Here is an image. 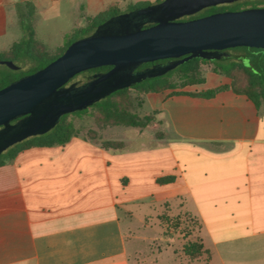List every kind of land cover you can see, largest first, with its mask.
Listing matches in <instances>:
<instances>
[{
    "label": "crops",
    "instance_id": "0c3cea01",
    "mask_svg": "<svg viewBox=\"0 0 264 264\" xmlns=\"http://www.w3.org/2000/svg\"><path fill=\"white\" fill-rule=\"evenodd\" d=\"M65 1L85 22L127 0L54 3ZM200 67L201 82L148 93L140 105L142 114L166 117L174 135L168 143L141 135L130 149L113 150L76 134L63 144L23 148L1 165L0 264H137L120 213L131 228L127 206L149 210L164 199L157 168L179 171L171 190L181 195V213L199 222L205 264H264V115L212 64ZM220 85L228 88L209 98L193 95ZM93 118L100 136L106 124ZM171 245L165 257L174 260Z\"/></svg>",
    "mask_w": 264,
    "mask_h": 264
},
{
    "label": "water",
    "instance_id": "95a60500",
    "mask_svg": "<svg viewBox=\"0 0 264 264\" xmlns=\"http://www.w3.org/2000/svg\"><path fill=\"white\" fill-rule=\"evenodd\" d=\"M236 1L240 0H161L120 13L92 34L71 42L44 67L0 88V153L45 133L63 114L141 79L163 74L190 58L214 59L225 55L221 50L237 46L264 48V7L179 20L203 8ZM165 58L175 60L133 72L141 63ZM0 64L9 61L0 59ZM102 65L111 68L83 85L63 87L75 74Z\"/></svg>",
    "mask_w": 264,
    "mask_h": 264
},
{
    "label": "rangeland",
    "instance_id": "374dc122",
    "mask_svg": "<svg viewBox=\"0 0 264 264\" xmlns=\"http://www.w3.org/2000/svg\"><path fill=\"white\" fill-rule=\"evenodd\" d=\"M138 0H127L121 2V10L127 12V4ZM160 0H144L136 3H157ZM241 1V0H240ZM256 4V7H264V0H249ZM72 3L65 1L57 7L54 0H0V59L9 61L8 65L0 64V74L6 71L24 72L31 63L28 60L15 59L14 48L22 37L20 18L28 16L32 26V54L36 57L51 58L59 55L66 47L67 39L72 37L79 29L87 25L79 19L77 13L72 10ZM246 62V60H244ZM208 65V62L206 63ZM233 74L239 81L246 82L247 76L240 70H234ZM84 75L75 76L70 83L78 84L84 81ZM169 88L179 86L180 80L177 74L166 78ZM163 91V90H162ZM138 88L128 87L124 91L113 94L110 98L114 104L111 110H104L98 106H88L80 112H71L64 117V124L69 127V135H83L94 140L104 149L124 150L130 149L138 142L141 135L154 143L157 138L172 141L174 135L168 124L166 117L157 112L147 114L150 121L145 126L130 124H110L103 125L102 133L93 130V117H104L109 113H121L119 111L134 113L139 117L142 114L140 105L148 93ZM260 112L264 115V101L260 102ZM120 115V114H119ZM108 119V118H106ZM113 119V118H112ZM264 127V123H262ZM140 131V132H138ZM147 139L142 146H147ZM155 139V140H153ZM189 145L188 143H185ZM199 149H209L212 151L225 152L231 149L230 145L206 146L198 143ZM182 162V161H181ZM158 168L152 172L157 174L155 183L157 190H162L163 200L153 204L149 210H145L140 205H129L124 210V214H129L133 226L126 225V218L120 213L124 225V232L127 239V248L130 258L137 264H205L206 256L200 248V238L198 236L199 222L194 217L186 213H181L179 209V199L181 195L174 194L171 184L180 175L175 173H158ZM144 226H153L151 230H144ZM151 237L145 239L144 237ZM165 236L167 239H162ZM193 243L191 249L188 248ZM172 244V245H171ZM171 245L174 249L172 258H166ZM202 245V244H201ZM196 255V262L191 261L190 256Z\"/></svg>",
    "mask_w": 264,
    "mask_h": 264
},
{
    "label": "trees",
    "instance_id": "16d2710c",
    "mask_svg": "<svg viewBox=\"0 0 264 264\" xmlns=\"http://www.w3.org/2000/svg\"><path fill=\"white\" fill-rule=\"evenodd\" d=\"M161 1V0H160ZM151 3H134L130 6H128V9L126 11H132L134 9L150 5ZM247 8H257L256 4L252 3V1L249 0H241L236 1L229 4H220L215 6H209L206 8L201 9L200 11L196 12L192 15H187L179 18V20H187L192 19L196 17L205 16L214 12H222L226 10H241V9H247ZM121 9L118 7H109L106 11L99 13L96 16L90 17L87 19V25L79 29L72 37L67 39L66 47L73 41L88 36L92 34L96 28L104 23L105 21L116 17L120 13H123ZM149 24H146L144 26H148ZM20 27L22 30V37L20 41L17 43V45L14 48V56L15 59L20 60H28L31 65L29 68L24 72H11L6 71L0 74V88L4 87L8 83L12 82L13 80L26 75L35 72L36 70L44 67L49 62L54 60L57 56L51 57V58H44V57H36L32 54L31 46H32V26L30 19L28 16H23L20 18ZM65 47V48H66ZM221 54H225L224 56H220L214 59H205L200 57H193L190 58L175 67L171 68L170 70L166 71L163 74L156 75V76H149L144 79H141L137 82L132 83L131 85L123 88L116 89L112 91L110 94L106 95L105 97H102L98 99L97 101L93 102L89 106H98L104 110H111L113 107V103L110 100L111 96L113 94L119 93L124 91L128 87H134L138 88L144 92H155V91H162L165 89H175L177 87H183L187 84H193V83H199L202 81V72H201V63H211L213 65V69L223 74L231 79V87L234 91L245 94L250 100L253 101L255 106L258 108L260 107V102L264 101V48H255V47H245V46H237L232 48H226L220 51ZM181 58V57H180ZM175 59L173 58H165V59H158L150 62H144L138 65L133 72H141L144 70H148L152 67H160L168 62H171ZM246 60V62L244 61ZM111 68L110 65H102L95 68H90L88 70L81 71L77 74H75L73 77H71L68 82H66L63 87H68V83L71 82V80L77 76V75H84L85 79L81 83H71L70 85L74 86H80L83 85L89 81H91L93 78V75L102 74L108 71ZM234 70H240L241 72H244L247 76L246 82L239 81L238 77H236L233 72ZM174 73L177 74L178 79L180 80V84L177 87L169 88L168 82L166 81V78L173 75ZM69 85V86H70ZM228 88L227 85H220L218 87L208 89L205 91L198 92L193 95L209 98L212 97L217 92ZM86 107H83L82 109L74 110L72 112H80L84 110ZM121 113H109L104 117V120L102 117L96 116L97 120H102L105 124L109 122L110 124H130V125H140L145 126L147 122L150 121L149 116H143L139 117L138 115L134 113L119 111ZM71 113V112H69ZM68 113H65L61 116L60 120L48 131H46L43 134H37L34 136H30L20 142H17L11 146H9L7 149L2 151L0 153V166L10 162L15 154L20 151L23 148H27L30 146H43V145H55V144H63L65 143L69 138V127L68 125L64 124V117ZM108 118V119H106ZM113 118V119H112ZM20 118H16L11 121L12 123L17 122ZM1 128V126H0ZM193 246V243L191 242L188 245V248L191 249ZM200 248H202V245L199 244Z\"/></svg>",
    "mask_w": 264,
    "mask_h": 264
},
{
    "label": "flooded vegetation",
    "instance_id": "af4514ba",
    "mask_svg": "<svg viewBox=\"0 0 264 264\" xmlns=\"http://www.w3.org/2000/svg\"><path fill=\"white\" fill-rule=\"evenodd\" d=\"M3 65H5V64H3ZM70 84H71V83L69 82L67 86H69Z\"/></svg>",
    "mask_w": 264,
    "mask_h": 264
}]
</instances>
